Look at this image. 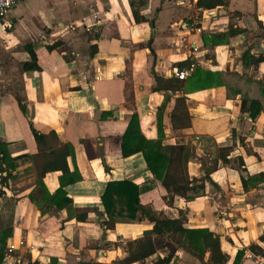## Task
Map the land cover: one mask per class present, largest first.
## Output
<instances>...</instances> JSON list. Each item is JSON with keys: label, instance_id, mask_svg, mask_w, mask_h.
<instances>
[{"label": "crops", "instance_id": "1", "mask_svg": "<svg viewBox=\"0 0 264 264\" xmlns=\"http://www.w3.org/2000/svg\"><path fill=\"white\" fill-rule=\"evenodd\" d=\"M196 1L23 0L8 11L0 30L3 151L8 157L32 155L37 147L31 128L55 131L74 146L82 179L66 187L72 199L67 208L40 212L29 198L36 183L33 163L12 171L0 196V230L12 229L1 264H48L51 259L57 264H117L126 255V242L141 237L151 224L138 213L129 221L115 217V227L104 228L100 195L113 179L147 186L140 207L170 218L181 213L186 227L217 233L228 255L224 264H232L239 250L245 253L238 264H257L248 253L251 245L264 251V179L249 181L244 190L240 175L264 172V115L252 121L240 110L239 96L227 98L225 87L217 86L185 94L191 124L175 130V95L154 87L155 77L173 76L187 58L205 69L240 73L241 56L249 47L263 57L252 77H263L264 0H228L210 10L198 9ZM131 3L142 17L138 21ZM229 17L245 32L204 44L203 35L226 30ZM25 45L33 46L36 70L24 69L30 60ZM134 113L146 139L190 145L188 175L193 183H204L203 196H168L141 152L123 156L122 137ZM222 147L230 150L228 164L218 156L216 149ZM67 163L73 168L70 158ZM215 163L218 167L211 170ZM43 181L52 192L60 173L49 172ZM83 212L85 220L68 218ZM153 238L163 246L168 242ZM166 249L133 264H151L167 253H172L170 264H211L172 244ZM258 256L264 262V255Z\"/></svg>", "mask_w": 264, "mask_h": 264}, {"label": "trees", "instance_id": "2", "mask_svg": "<svg viewBox=\"0 0 264 264\" xmlns=\"http://www.w3.org/2000/svg\"><path fill=\"white\" fill-rule=\"evenodd\" d=\"M228 0H197L196 7L201 10H210L218 6L227 5ZM132 13L136 21L140 20L137 11L131 3ZM200 16H198L199 18ZM228 27L211 36L203 35L204 44H219L230 37L244 33L245 29L235 27L233 17H229ZM52 47V45H49ZM30 55V60L24 63L25 70H36V56L32 45H25ZM246 49L242 56V72L218 71L205 69L196 65L193 71L185 78L179 79L174 75L169 78L155 77L156 85L154 90L173 94L174 104L171 111V123L175 130L185 128L191 124V116L186 106L185 94L207 88L223 86L226 89L227 98L241 100L240 110L247 112L252 121H255L261 114L264 115V76L261 78L252 77L254 65L263 60L262 56H256ZM192 62L187 58L177 64V67H188ZM32 134L37 147V152L32 155L22 154L15 157H8L3 151L5 142L0 141V196L5 192L9 181L13 178L12 171L17 166L32 162L35 168L36 183L33 193L29 195L30 201L35 202L40 212H47L52 208H67L71 203V197L67 196L66 187L82 179L81 174L75 165L74 146L68 142H62L55 131L40 133L33 127ZM121 149L123 156L141 152L143 159L153 176L160 182L166 195H177L185 200L203 196L205 193L204 183H193L194 180L188 175L187 163L190 154V145H173L164 143L161 139H146L140 132L137 115L134 113L129 119L125 131ZM219 158L226 164L229 163L228 147L217 148ZM70 158L73 168L67 163ZM240 164H242L241 159ZM218 167L215 163L211 170ZM60 173L59 186L52 192L48 191L44 184V177L49 172ZM3 172H6L3 175ZM208 178V175L205 179ZM244 190L248 189L247 183L251 180H263L264 172L256 176L245 178L240 175ZM147 190V186L139 185L127 179H113L106 182L100 195V214L104 218L102 224L105 229L115 227V217L123 220H134L138 213L140 219L147 218L151 226L144 231L143 235L126 242V255L119 259L117 264H133L144 262L148 257L157 252V244L153 236L157 235L166 239L176 248L181 249L200 261L205 259L211 264H224L228 261V255L221 250L219 235L206 228H188L184 225L185 217L180 213L179 217L170 218L163 212H156L152 207L141 206L140 194ZM37 198H41L44 204ZM166 199V197H165ZM87 213H71L68 218L85 220ZM12 233L11 228L0 230V264L8 250L7 239ZM161 244V243H160ZM250 251L256 255H264L256 245L250 246ZM245 251L239 250L233 259L232 264H238ZM172 253L157 257L151 264H168ZM22 264V263H15ZM27 264H40L39 261L28 262ZM48 264H57L56 259H51Z\"/></svg>", "mask_w": 264, "mask_h": 264}, {"label": "built area", "instance_id": "3", "mask_svg": "<svg viewBox=\"0 0 264 264\" xmlns=\"http://www.w3.org/2000/svg\"><path fill=\"white\" fill-rule=\"evenodd\" d=\"M22 1L23 0H0V30L4 28L3 22L8 11L13 7H15L16 5H18L19 3H21ZM197 30L199 31L200 29ZM195 65H196L195 62L192 61L188 67H183V68L177 67L174 70L173 75L179 79H185L193 71ZM10 248L9 250H11ZM255 255L256 254H254L253 252L248 253V257L254 258L257 264H264L263 260L258 255L256 256Z\"/></svg>", "mask_w": 264, "mask_h": 264}, {"label": "rangeland", "instance_id": "4", "mask_svg": "<svg viewBox=\"0 0 264 264\" xmlns=\"http://www.w3.org/2000/svg\"><path fill=\"white\" fill-rule=\"evenodd\" d=\"M159 241V240H158ZM170 243V242H169ZM168 242H165V244H164V246L162 245V244H160L159 242H157L156 244H157V247H158V251H160V248H165V247H167L168 248V250L170 249V247H171V243L169 244ZM173 245V244H172ZM163 246V247H162ZM167 250V249H166ZM167 250V251H168Z\"/></svg>", "mask_w": 264, "mask_h": 264}]
</instances>
